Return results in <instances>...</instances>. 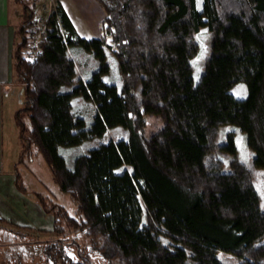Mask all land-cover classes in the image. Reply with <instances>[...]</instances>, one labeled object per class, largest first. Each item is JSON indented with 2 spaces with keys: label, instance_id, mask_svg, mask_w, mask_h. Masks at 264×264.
I'll use <instances>...</instances> for the list:
<instances>
[{
  "label": "trees",
  "instance_id": "obj_1",
  "mask_svg": "<svg viewBox=\"0 0 264 264\" xmlns=\"http://www.w3.org/2000/svg\"><path fill=\"white\" fill-rule=\"evenodd\" d=\"M96 1L102 8L97 35L76 34L57 4L31 56L22 48L33 22L21 8L12 48L23 98L13 111L15 161L39 153L74 214L27 190L17 169L16 188L49 214L56 235L65 229L63 220L86 236L101 264H264V201L259 208L252 171L237 159L231 135L216 141L219 125H236L252 165L264 168V0H201L200 8L195 0ZM200 25L208 30L209 49L193 79L180 70ZM73 44L96 60L84 80L75 76ZM104 49L115 59L118 87L101 77L108 69ZM238 80L245 84L240 97L229 90ZM72 94L94 103L87 125L71 111ZM145 114L160 119L149 134ZM114 125L126 128L124 138L98 141L65 164L58 145ZM218 151L230 154L229 169H221ZM40 251L38 264H93L81 253L71 257L57 236ZM8 264L24 263L17 256Z\"/></svg>",
  "mask_w": 264,
  "mask_h": 264
},
{
  "label": "rangeland",
  "instance_id": "obj_2",
  "mask_svg": "<svg viewBox=\"0 0 264 264\" xmlns=\"http://www.w3.org/2000/svg\"><path fill=\"white\" fill-rule=\"evenodd\" d=\"M72 5H69V12L71 16V23L74 27L75 33L79 36L86 38L97 35L98 33V19L102 14V8L96 0H72ZM60 4L59 0H19V5L23 8L25 14L30 15L32 20V32L28 34L27 43L22 50L31 56L36 48L37 41L42 36V29L45 26V22L49 16V13L56 11V5ZM195 5L200 8L201 0H195ZM20 12V8L18 9ZM22 13V10H21ZM15 24L20 22V15H17L12 20ZM2 22V21H0ZM13 22L11 24L15 25ZM2 27L3 25L0 24ZM15 40H18L20 33H15ZM74 38V35L71 36ZM196 39V46L189 49L183 54V67L181 72L189 73L193 79H196L201 71L202 63L205 56L208 53V30L205 25H200L194 34ZM68 53L71 55L75 76L81 80H84L89 71L96 66V60L90 51L82 49L80 45L73 44L68 48ZM105 58L108 61V69L101 74V77L106 82H114L118 87L120 84V75L116 67L114 57L109 53L107 49H104ZM12 89L13 99L16 100L17 105L22 102L21 87L22 82L16 79L15 72L12 76ZM229 90L234 96H243L245 94V84L242 80L234 82ZM81 96V95H80ZM73 97L71 101V111L73 115L83 118L84 125H87L94 113V103L89 98L83 96ZM145 125L143 127L144 133L149 134L160 123V119H156L151 114H145ZM226 134L231 135L236 146V157L242 161L245 165L249 166L252 171L253 185L259 195L258 206L263 207L264 201V168L261 166H255L251 163L252 151L248 148L244 140V133L236 125L232 123H223L217 128L216 141L222 142L225 139ZM126 128L122 125H114L112 127H106L100 135H93L82 139L76 144L72 145H58V151L63 155L65 164L70 166L73 156L78 152H86L87 149L96 144L98 141H104L107 139H115L117 137H125ZM30 154L33 156V160L27 163V166L23 162L15 161L14 169L19 172V179L24 187L29 189H36L44 194L48 199V204L52 203L54 208L55 204H62L66 211L74 214V203L68 197V195L58 188L57 182L52 177L49 168L45 161L42 159L39 153ZM217 156L222 161L221 169H229L228 160L230 154H225L218 151ZM16 156H14L15 158ZM25 158V157H23ZM9 164V162H8ZM14 169L11 172L14 173ZM16 187V186H15ZM25 196L35 202L36 207L42 211L41 206L35 201L29 194L23 193ZM45 217H43V216ZM40 215L41 221L44 222L29 224H16L11 220L0 218V264H8L17 256L24 264H38L44 261L40 249L44 240L57 236L61 238L64 243L65 251L70 254L71 257L76 258L79 253L88 256L93 264H101L104 258L101 257L96 250L90 246L89 239L81 232H76L74 228L69 227L62 220L64 225V231L61 235H56L51 229V222L49 214L43 213ZM43 218H42V217ZM49 218V219H48ZM46 221V222H45ZM145 221L144 210L140 215L139 224H143ZM163 242H167L164 236H161ZM100 239L95 237L93 242L98 244ZM264 241V235L259 239ZM50 264L49 260L46 261Z\"/></svg>",
  "mask_w": 264,
  "mask_h": 264
},
{
  "label": "crops",
  "instance_id": "obj_3",
  "mask_svg": "<svg viewBox=\"0 0 264 264\" xmlns=\"http://www.w3.org/2000/svg\"><path fill=\"white\" fill-rule=\"evenodd\" d=\"M59 1L68 18L71 19L72 11L69 12V5H72L73 1ZM19 8L21 9L19 0H0V21H2L0 24L3 25L0 26V218L11 220L16 224L34 225V223L44 222L43 217L45 216L36 207L34 201L29 200L15 187L13 172H11L15 167V160L20 148L18 129L13 119V111L17 107V102L13 99L14 92L11 86L12 48L17 25L12 20L17 15L21 17ZM65 88H67L66 85H60V89ZM74 96L77 97L76 99L81 97L80 94H72L70 103ZM14 156L16 157L14 158ZM33 156L30 154L21 162L27 166V163L32 162ZM40 215L43 216H41L43 218L41 221H39Z\"/></svg>",
  "mask_w": 264,
  "mask_h": 264
},
{
  "label": "built area",
  "instance_id": "obj_4",
  "mask_svg": "<svg viewBox=\"0 0 264 264\" xmlns=\"http://www.w3.org/2000/svg\"><path fill=\"white\" fill-rule=\"evenodd\" d=\"M59 29H60V31L62 32V34H64L65 33V30L59 25Z\"/></svg>",
  "mask_w": 264,
  "mask_h": 264
}]
</instances>
